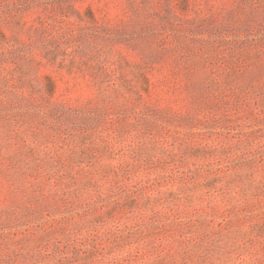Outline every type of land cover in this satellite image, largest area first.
<instances>
[{
  "label": "rangeland",
  "instance_id": "rangeland-1",
  "mask_svg": "<svg viewBox=\"0 0 264 264\" xmlns=\"http://www.w3.org/2000/svg\"><path fill=\"white\" fill-rule=\"evenodd\" d=\"M0 264H264V0H0Z\"/></svg>",
  "mask_w": 264,
  "mask_h": 264
}]
</instances>
